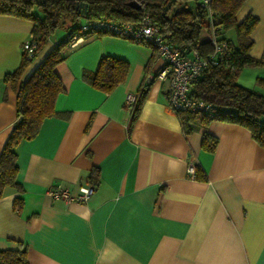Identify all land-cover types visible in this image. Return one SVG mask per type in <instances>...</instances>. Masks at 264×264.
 <instances>
[{"label": "crops", "instance_id": "obj_1", "mask_svg": "<svg viewBox=\"0 0 264 264\" xmlns=\"http://www.w3.org/2000/svg\"><path fill=\"white\" fill-rule=\"evenodd\" d=\"M247 15L257 19L249 55L264 62V0H247L237 21ZM31 27L0 14V152L17 121L18 85L4 77L19 67ZM59 41L48 40L22 79ZM62 55L56 114L15 148L21 191L7 188L0 197V250L21 244L28 264H264V148L250 132L211 121L184 134L164 98L167 82L158 79L163 61L150 45L103 34ZM108 56L128 70L103 92L87 77ZM255 69L264 77V65ZM147 80L132 121L126 96ZM204 133L217 140L213 153L200 147ZM189 164L205 179L187 174ZM93 169L99 182L86 203L47 194L51 187L77 194Z\"/></svg>", "mask_w": 264, "mask_h": 264}, {"label": "trees", "instance_id": "obj_2", "mask_svg": "<svg viewBox=\"0 0 264 264\" xmlns=\"http://www.w3.org/2000/svg\"><path fill=\"white\" fill-rule=\"evenodd\" d=\"M140 9L128 5L129 0H0V14L12 15L31 21V41L37 43V52L31 60L22 54L19 67L6 74L5 81L18 85L16 98L17 121L12 126L0 152V197L5 189L17 192L21 186L17 182V155L15 148L23 141L34 139L42 123L55 112V101L64 92V87L56 73V66L64 61L62 55L71 38L85 35L80 29L84 23L106 20L117 24H136L147 15L167 44L196 51L202 58L212 53L210 27H218V40L231 44L229 58L219 60L217 65H209L204 73L191 85L189 94L212 106V114L203 112H180L177 114L184 134L192 131L193 125L206 127L211 121H223L246 128L252 139L264 148V77L256 78V86L250 89L236 81L238 72L244 67L264 65L259 59L249 55L252 47L250 34L257 19L247 15L237 21V13L247 0H210L212 12L209 19L207 10L199 0H136ZM37 12L35 13L34 11ZM211 24V25H210ZM59 30L66 36L35 64L28 76L22 79L26 68L47 45L48 40ZM233 30L236 44L222 37V31ZM105 33L97 32L89 38ZM87 38V39H89ZM128 64L115 57H102L96 70L87 77L90 85L103 92L111 91L123 82ZM149 81L141 84L132 110V121L136 118L149 87ZM217 140L204 133L201 138L202 150L213 153ZM197 178L199 169L196 167ZM99 182V171L93 169L88 183L93 187ZM13 206L19 211L22 201L14 199ZM0 264H28L26 250L19 244L13 251L0 250Z\"/></svg>", "mask_w": 264, "mask_h": 264}, {"label": "built area", "instance_id": "obj_3", "mask_svg": "<svg viewBox=\"0 0 264 264\" xmlns=\"http://www.w3.org/2000/svg\"><path fill=\"white\" fill-rule=\"evenodd\" d=\"M199 1L211 19L210 0ZM80 31L86 34L73 36L67 45L68 49L78 46L87 40L91 34L94 35L97 32L152 46L155 48L157 56L163 61V69L158 74V79L167 82L164 98L171 112L176 115L185 111L212 114L213 110L210 104L192 97L189 92L192 83L204 73L209 65H217L219 60H225L230 56L231 44L217 39L219 37L218 27L212 25L210 27L212 53L207 58H202L196 51L188 52L186 48L164 42L147 15H143L136 24H117L106 20L91 21L84 23ZM21 49L23 56L27 60H31L37 52V43L30 40L23 43ZM134 103L135 96L128 94L125 99V106L131 112ZM194 171V165L189 164L186 169L187 174L193 177ZM92 192L93 187L89 185L80 187L77 194H71L67 189L61 187H51L47 194L52 199H61L66 203H86Z\"/></svg>", "mask_w": 264, "mask_h": 264}, {"label": "rangeland", "instance_id": "obj_4", "mask_svg": "<svg viewBox=\"0 0 264 264\" xmlns=\"http://www.w3.org/2000/svg\"><path fill=\"white\" fill-rule=\"evenodd\" d=\"M35 13L37 12L34 11ZM38 13V12H37ZM222 37L224 38H228L230 39L233 43H236V39H235V33L233 30H227V31H222L221 34H220ZM66 36V33L64 32V30H59L55 33L54 36H52V39H60V40H63L64 37ZM256 67H244L242 68L238 74H237V77H236V81L247 87V88H250V89H256L257 86H256V77L261 75L259 72H257L255 69Z\"/></svg>", "mask_w": 264, "mask_h": 264}, {"label": "water", "instance_id": "obj_5", "mask_svg": "<svg viewBox=\"0 0 264 264\" xmlns=\"http://www.w3.org/2000/svg\"><path fill=\"white\" fill-rule=\"evenodd\" d=\"M128 5L135 9H140V4L136 0H129Z\"/></svg>", "mask_w": 264, "mask_h": 264}]
</instances>
